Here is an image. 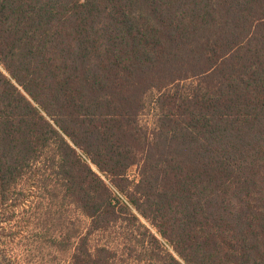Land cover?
<instances>
[{
  "label": "trees",
  "instance_id": "obj_1",
  "mask_svg": "<svg viewBox=\"0 0 264 264\" xmlns=\"http://www.w3.org/2000/svg\"><path fill=\"white\" fill-rule=\"evenodd\" d=\"M0 264H264V0H0Z\"/></svg>",
  "mask_w": 264,
  "mask_h": 264
},
{
  "label": "rangeland",
  "instance_id": "obj_2",
  "mask_svg": "<svg viewBox=\"0 0 264 264\" xmlns=\"http://www.w3.org/2000/svg\"><path fill=\"white\" fill-rule=\"evenodd\" d=\"M137 173H138V171L136 170V168L133 169L132 172H131V177L134 179V177L137 176Z\"/></svg>",
  "mask_w": 264,
  "mask_h": 264
}]
</instances>
